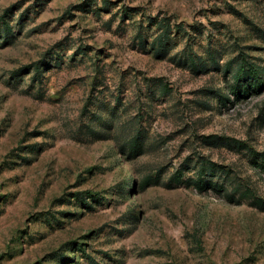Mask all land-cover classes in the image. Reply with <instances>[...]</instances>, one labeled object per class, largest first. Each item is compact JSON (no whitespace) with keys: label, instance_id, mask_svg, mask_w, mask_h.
I'll list each match as a JSON object with an SVG mask.
<instances>
[{"label":"rangeland","instance_id":"rangeland-1","mask_svg":"<svg viewBox=\"0 0 264 264\" xmlns=\"http://www.w3.org/2000/svg\"><path fill=\"white\" fill-rule=\"evenodd\" d=\"M244 56L264 0H0V264H264Z\"/></svg>","mask_w":264,"mask_h":264},{"label":"trees","instance_id":"trees-1","mask_svg":"<svg viewBox=\"0 0 264 264\" xmlns=\"http://www.w3.org/2000/svg\"><path fill=\"white\" fill-rule=\"evenodd\" d=\"M262 70L261 67L258 66V64L250 62L246 59V57L244 56L242 58L240 67L238 69V71L236 72V79L237 82L234 85L232 91L237 95V96H241L242 94L246 93V92H250L251 90H261L262 88H264V77L262 76ZM242 78H246L249 79L248 81H246L244 84L241 82ZM203 171L201 172L200 177L198 178V180H195L196 182V186L199 189H204L206 188L208 185H210L211 183H209L207 180H205L202 176ZM184 172L182 169H178V171L176 172V174L174 175V178L178 181V182H185L187 181V179L183 178ZM211 185L213 186H220L223 187L222 185H219L218 183H212ZM248 192H244V194H247ZM232 195V194H231Z\"/></svg>","mask_w":264,"mask_h":264}]
</instances>
